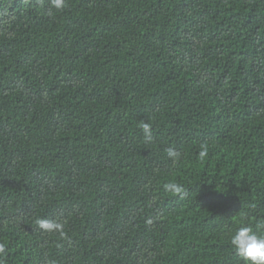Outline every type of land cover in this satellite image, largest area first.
<instances>
[{"label": "trees", "instance_id": "trees-1", "mask_svg": "<svg viewBox=\"0 0 264 264\" xmlns=\"http://www.w3.org/2000/svg\"><path fill=\"white\" fill-rule=\"evenodd\" d=\"M262 221L264 0H0L4 264H245Z\"/></svg>", "mask_w": 264, "mask_h": 264}, {"label": "clouds", "instance_id": "clouds-1", "mask_svg": "<svg viewBox=\"0 0 264 264\" xmlns=\"http://www.w3.org/2000/svg\"><path fill=\"white\" fill-rule=\"evenodd\" d=\"M51 6L57 10H62L66 6V0H51ZM51 15V12H49ZM144 140L150 142L153 139L152 126L150 123L144 122L140 125ZM209 154V146L207 143L200 145V150L197 154V159L203 161ZM167 158L173 165L178 164L183 158V153L176 148L166 149ZM167 192L180 193L182 186L174 183L167 182L163 185ZM38 227L46 232H62L64 225L59 221L40 219L37 221ZM264 221L258 222L256 231L252 227L242 226L234 235H232L230 243L235 249L237 254L243 259L245 264H264ZM6 253L3 244H0V264H4L2 256Z\"/></svg>", "mask_w": 264, "mask_h": 264}]
</instances>
